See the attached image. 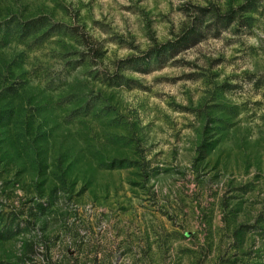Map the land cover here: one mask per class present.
Listing matches in <instances>:
<instances>
[{
	"label": "rangeland",
	"instance_id": "374dc122",
	"mask_svg": "<svg viewBox=\"0 0 264 264\" xmlns=\"http://www.w3.org/2000/svg\"><path fill=\"white\" fill-rule=\"evenodd\" d=\"M0 264H264V0H0Z\"/></svg>",
	"mask_w": 264,
	"mask_h": 264
},
{
	"label": "trees",
	"instance_id": "16d2710c",
	"mask_svg": "<svg viewBox=\"0 0 264 264\" xmlns=\"http://www.w3.org/2000/svg\"><path fill=\"white\" fill-rule=\"evenodd\" d=\"M233 12V11H232ZM232 12L227 14V19L231 18ZM34 22L29 21L27 25H32ZM198 34V32H192L190 35H187L186 37H184V39L182 40V42L180 43H168L166 44V50H168L169 54H171L173 51L177 50L176 45L179 46V44H185V42H187L188 40L194 39Z\"/></svg>",
	"mask_w": 264,
	"mask_h": 264
}]
</instances>
